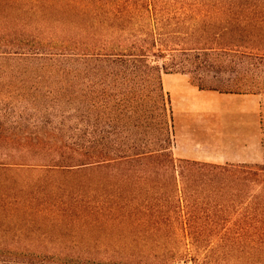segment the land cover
Returning a JSON list of instances; mask_svg holds the SVG:
<instances>
[{"label":"rangeland","instance_id":"rangeland-1","mask_svg":"<svg viewBox=\"0 0 264 264\" xmlns=\"http://www.w3.org/2000/svg\"><path fill=\"white\" fill-rule=\"evenodd\" d=\"M199 1L0 0V51H9L7 44L20 42L62 55L64 63V72L57 74H21L6 68L26 69L25 64L30 63L2 59L0 90H19L24 82L42 94L52 86L61 88V108L50 105L47 114L44 109L36 117L45 121L42 117L61 110L63 138L69 144L95 140L100 144L95 152L118 153L119 149L127 151L134 142L156 143L167 126L173 153L171 105L167 94L156 90V73L140 65L125 69L113 60H166L179 64L176 69L189 72L191 62L198 57L203 67L198 73H188L193 84L197 89L199 84L216 88L229 78L230 63L213 39L227 29L222 28L220 12ZM258 6L261 21L255 18L243 24L249 34L264 31V0H258ZM250 63L257 61H247L243 68L236 66L241 81L249 87L256 82L264 88V73ZM247 91L257 100L263 158L257 157V149L243 150L234 141L243 131L238 106L208 97L192 98L201 101L187 129L195 155L221 163H264V91ZM41 102L48 107L47 98ZM205 108L217 111L215 124L202 114ZM20 145L0 142V154H14ZM142 168L133 162L72 175L0 172V250H92L96 263L100 259L106 263L103 257L108 252L166 249L204 253L264 248L259 237L261 225L256 222L264 217L255 211L263 200V187L202 182L198 173L188 174L193 181L186 186H175L168 175L156 177ZM148 168L169 169L162 165ZM143 172H147L144 179L140 178ZM45 203L58 206V212L39 215L34 211ZM84 204L94 206L92 217L85 219L87 212L80 208ZM74 220L81 225L93 222L94 228L72 243L69 236L73 233L67 226ZM178 264L204 262L201 256L192 255Z\"/></svg>","mask_w":264,"mask_h":264},{"label":"trees","instance_id":"trees-1","mask_svg":"<svg viewBox=\"0 0 264 264\" xmlns=\"http://www.w3.org/2000/svg\"><path fill=\"white\" fill-rule=\"evenodd\" d=\"M199 2L202 5L213 6L220 12L219 20L223 23L222 28L227 29V33L220 32L221 34H216L213 40L217 43L219 49H223L222 55L227 58V61L229 60L230 70L228 73L230 76L220 82L216 88H205L199 84L198 89L200 91H221V93L230 94H247V90L252 91L254 89L262 93L261 91H264V88H260L258 83L252 82L250 87L244 84L239 77L240 68H236L237 65L243 68V64L245 65L247 61H257V63H250V65L254 69L260 70V74L264 73V31L259 29L257 34H249L245 30L246 27L243 26L248 22L252 23L255 18L261 21L257 14L260 10L258 0H200ZM242 29L245 32H241ZM254 38L257 39L253 40ZM19 43L7 44L5 47L9 51H0V60L6 59L13 62L23 60L30 63L31 67L28 64H25L26 69L24 67H10L6 68L7 72H20L21 74L28 72L30 74L64 72L62 55L44 52L35 45ZM47 46L53 48L51 45ZM27 48L30 50L25 51ZM113 62L125 69L129 67L128 65L132 67L140 65L152 70L156 73V90L161 89L162 91L164 90L161 79L164 74H194L198 73L200 68L203 67V63L198 57H195L194 61L191 62L192 70L189 72L176 69L179 64L175 62L165 60L160 63L151 58L117 57L114 58ZM232 65H235V67ZM16 77L19 78L20 76ZM260 77L257 76V78ZM257 78L253 80L255 81ZM200 79L199 81L203 80ZM19 86L20 89L15 91L4 92L0 90V142L7 144L21 143L16 153L0 154V172L8 174L10 172L38 171L41 174L54 172L72 175L137 162L140 167L144 166L142 169H149L152 171L151 174L156 175V177L168 175L175 186H186L187 183L193 181L192 176L188 174L198 173L201 175L202 182L225 181L230 184H254L264 188V163L217 165L175 158L171 151V136L167 126L164 127V130H161L160 135L162 137L157 138L156 143L144 145L134 142L132 145L127 146V151L119 149L120 152L118 153L117 151L115 153L95 152L97 145L100 146L95 140H77L78 143L69 144L63 138V114H61V110L53 112L59 113V115L55 116V114L49 113L47 116L42 117L45 121H41L36 117V114L41 113L44 109L47 114L50 105L55 106L57 109L61 108L64 102V94L61 88L52 86V88H48L45 94H42L36 87H27L28 85L26 86L25 82L22 85L19 84ZM43 98H47L49 104L46 106L48 107L42 104ZM53 118L59 120V122L53 123L51 121ZM27 162L41 164H32L31 166L25 164ZM156 165H162L163 168L167 167L169 169L152 170L148 168ZM146 175L147 172H143V176L140 178L144 179ZM262 198L263 200H259L255 209L260 217H264V195ZM88 204L80 206L81 209L83 207L81 211L87 212L85 219L94 215V206H87ZM90 205L92 204L90 203ZM55 210L58 212L59 207L55 204L45 203L34 211L39 215H45V213L55 212ZM189 221V224L193 223V221ZM256 222L261 225L259 237L264 240V220ZM251 226V224L248 225L249 228ZM56 227L53 226V228ZM67 227L69 232L73 233L69 237L72 238V243H75L76 239H80L89 228L93 230L94 223L88 222L81 225L74 220ZM94 255L92 250L80 249L53 251L9 249L0 250V264H178L183 257L192 255L201 256L204 264H264V248L204 253L177 252L166 249L158 251L151 249L123 251L111 254L108 252L103 257L106 263H101V259L100 263H96Z\"/></svg>","mask_w":264,"mask_h":264},{"label":"crops","instance_id":"crops-1","mask_svg":"<svg viewBox=\"0 0 264 264\" xmlns=\"http://www.w3.org/2000/svg\"><path fill=\"white\" fill-rule=\"evenodd\" d=\"M162 88L169 97V102L172 110V119L175 132V146L173 155L177 159L210 163L217 165L244 163V162H217L200 158L193 151L192 136L188 132V127L191 124L190 116L197 110V105L201 101H193L200 98H214L218 100H226L233 102L238 106L236 113L241 122V133L237 136L236 141L241 149H257V157L263 158V152L260 143V121L257 100L252 95L247 94H222L215 91H200L193 84L191 77L188 74H164L161 79ZM193 98V99H192ZM198 102V103H196ZM204 103V102H203ZM194 107V108H193ZM211 124L216 123V113L214 109L205 108L201 110ZM259 162V161H257ZM256 164V163H252Z\"/></svg>","mask_w":264,"mask_h":264}]
</instances>
